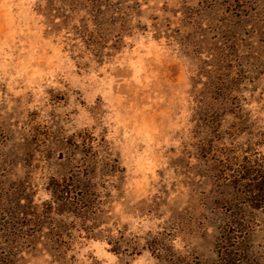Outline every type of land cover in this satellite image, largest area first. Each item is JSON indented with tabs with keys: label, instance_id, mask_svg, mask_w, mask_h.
<instances>
[{
	"label": "rangeland",
	"instance_id": "rangeland-1",
	"mask_svg": "<svg viewBox=\"0 0 264 264\" xmlns=\"http://www.w3.org/2000/svg\"><path fill=\"white\" fill-rule=\"evenodd\" d=\"M0 264H264V0H0Z\"/></svg>",
	"mask_w": 264,
	"mask_h": 264
},
{
	"label": "trees",
	"instance_id": "trees-1",
	"mask_svg": "<svg viewBox=\"0 0 264 264\" xmlns=\"http://www.w3.org/2000/svg\"><path fill=\"white\" fill-rule=\"evenodd\" d=\"M252 173H254V172H253V171H249V173H248V175H247V176H248V177H249V176H251V175H252ZM248 177H247V178H248ZM255 178H256V177H255ZM258 184H259V182H258Z\"/></svg>",
	"mask_w": 264,
	"mask_h": 264
}]
</instances>
